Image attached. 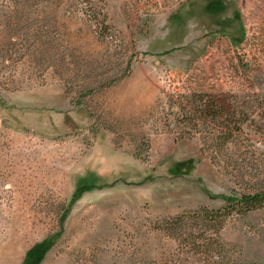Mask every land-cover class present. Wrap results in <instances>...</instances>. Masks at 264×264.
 Masks as SVG:
<instances>
[{
  "label": "rangeland",
  "instance_id": "rangeland-1",
  "mask_svg": "<svg viewBox=\"0 0 264 264\" xmlns=\"http://www.w3.org/2000/svg\"><path fill=\"white\" fill-rule=\"evenodd\" d=\"M0 120V264H264V0H0Z\"/></svg>",
  "mask_w": 264,
  "mask_h": 264
},
{
  "label": "trees",
  "instance_id": "trees-1",
  "mask_svg": "<svg viewBox=\"0 0 264 264\" xmlns=\"http://www.w3.org/2000/svg\"><path fill=\"white\" fill-rule=\"evenodd\" d=\"M204 112L207 117L214 118L218 115L224 114L227 116V108L224 103L220 101L210 100L205 107ZM220 138H223L220 136ZM230 139V136L225 135L224 140ZM229 203L234 205L233 209H236L238 212L246 214L252 210L263 208L264 207V189L254 192V193H245L241 197L228 198Z\"/></svg>",
  "mask_w": 264,
  "mask_h": 264
},
{
  "label": "built area",
  "instance_id": "built-area-1",
  "mask_svg": "<svg viewBox=\"0 0 264 264\" xmlns=\"http://www.w3.org/2000/svg\"><path fill=\"white\" fill-rule=\"evenodd\" d=\"M0 123H1V120H0Z\"/></svg>",
  "mask_w": 264,
  "mask_h": 264
}]
</instances>
